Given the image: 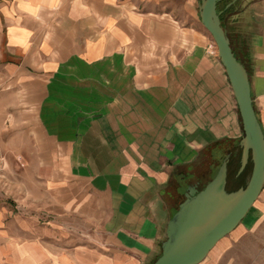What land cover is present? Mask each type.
Wrapping results in <instances>:
<instances>
[{"label": "crops", "instance_id": "crops-1", "mask_svg": "<svg viewBox=\"0 0 264 264\" xmlns=\"http://www.w3.org/2000/svg\"><path fill=\"white\" fill-rule=\"evenodd\" d=\"M200 2L0 0V264H150L179 194L214 177L217 154L242 155ZM227 5L264 131V0ZM3 198L32 211L26 242ZM263 216L256 200L199 264H239Z\"/></svg>", "mask_w": 264, "mask_h": 264}, {"label": "water", "instance_id": "water-1", "mask_svg": "<svg viewBox=\"0 0 264 264\" xmlns=\"http://www.w3.org/2000/svg\"><path fill=\"white\" fill-rule=\"evenodd\" d=\"M221 1L201 0V21L217 45L243 123L238 173L244 171L250 160L252 171L244 186L228 190L229 153L203 188H199L197 183L189 185L184 200L167 223L161 254L150 264H199L217 242L244 219L264 188V131L254 107L248 70L235 54L222 22Z\"/></svg>", "mask_w": 264, "mask_h": 264}, {"label": "rangeland", "instance_id": "rangeland-1", "mask_svg": "<svg viewBox=\"0 0 264 264\" xmlns=\"http://www.w3.org/2000/svg\"><path fill=\"white\" fill-rule=\"evenodd\" d=\"M225 2L226 0H222L219 3V8L220 7L223 8V5ZM229 2H231V0ZM239 155L241 154H237L236 158H238ZM216 157L219 158V155L217 154ZM237 162H238V159H236L235 161L231 160L229 161L230 166L228 164V183H227L228 190H235V189H238L239 187L244 186L246 184L248 176L251 174V171H252L253 163L251 160L249 161V163L247 164L246 168L244 169L242 173H238L240 164L238 165ZM220 165L221 164L219 162V159L216 160L215 172L220 167ZM9 179L14 181L12 178H9ZM202 186L203 185H201V188ZM3 193L6 196V193L5 192ZM1 197L2 196L0 195V198ZM257 200L264 202V188ZM2 201H7V205L9 207L7 215L9 218L12 219V222L8 223V228H12L13 230L18 229L19 224L15 219H19L20 217L23 218L22 224L24 225L23 228L25 230L23 233V239L26 242L27 239H29L31 236L30 229H32V226L30 222H27V221H30L31 219L30 217H32V211H26V210L19 209L14 199L3 198ZM0 204H3L1 200H0ZM38 216L41 220V223L45 222L44 223L45 225H43V227H48L46 225V222L49 220L47 216L43 214H40ZM27 217H29L30 219ZM243 220L241 222H243ZM232 233L228 234L227 236H230ZM44 243H47V242H44ZM242 243H243V246L242 247L239 246V254H240L239 264H264V216H263V219L260 222H258L257 226L255 227L253 231H249V233L246 232L243 234ZM41 262L43 264H47V260L45 259H43Z\"/></svg>", "mask_w": 264, "mask_h": 264}, {"label": "trees", "instance_id": "trees-1", "mask_svg": "<svg viewBox=\"0 0 264 264\" xmlns=\"http://www.w3.org/2000/svg\"><path fill=\"white\" fill-rule=\"evenodd\" d=\"M230 0H226V2L224 3V5H223V8H219V10H222V9H224L225 8V6L228 4V2H229ZM231 9V7L230 8H228L227 10H230ZM224 14H221V18H222V22H223V19H224V16H223ZM223 24H224V22H223ZM232 44V43H231ZM233 47V46H232ZM233 50H234V48H233ZM234 52H235V50H234ZM235 54H236V52H235ZM237 55V54H236ZM238 57V56H237ZM239 59V58H238ZM223 148V145H222V142H220V141H217L216 143H214V144H212V145H210L207 149H209V150H212V149H216V150H219V149H222ZM230 151V149H227V151L225 150L224 152H222L220 155H219V158H217L216 160H218L219 159V162H220V164L222 163V161H223V159H224V157L226 156V154L228 153ZM238 165L240 164V155L238 156ZM229 166H230V163H229ZM219 169V168H218ZM218 169L216 170V172H215V174L217 173V171H218ZM245 171H247V170H245ZM204 187V185L202 186V188ZM179 196H180V200H178V202H177V204H176V207H175V211L178 209V206H179V204L184 200V198H185V196H184V194H179ZM174 211V212H175Z\"/></svg>", "mask_w": 264, "mask_h": 264}]
</instances>
